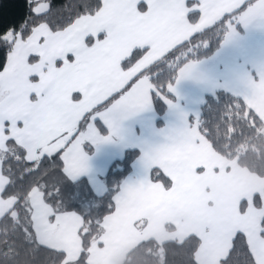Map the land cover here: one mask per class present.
<instances>
[{"label":"snow or ice","instance_id":"obj_1","mask_svg":"<svg viewBox=\"0 0 264 264\" xmlns=\"http://www.w3.org/2000/svg\"><path fill=\"white\" fill-rule=\"evenodd\" d=\"M264 22V0H0V264H107L111 226L128 218L147 227L129 201L138 194L182 195L172 157L264 126L254 101L264 70L209 119L184 118L166 142L146 151L144 175L126 182L108 210H69L65 180L89 171L84 146L110 142L129 115L152 107L193 78L210 33ZM109 129L101 134L99 123ZM239 127V132L231 131ZM217 171L219 169H216ZM206 171L194 166L193 176ZM229 228L227 255H208L211 238L193 232L181 244L185 264H264V191L242 197ZM144 242L141 241V244ZM139 247V245H138Z\"/></svg>","mask_w":264,"mask_h":264},{"label":"crops","instance_id":"obj_2","mask_svg":"<svg viewBox=\"0 0 264 264\" xmlns=\"http://www.w3.org/2000/svg\"><path fill=\"white\" fill-rule=\"evenodd\" d=\"M240 25L243 31H239L235 26L234 36L227 43L223 42L215 55L199 61L194 77L183 80L178 86V95L172 93L175 98L172 100L175 107L169 106L162 100L166 111L161 118V123H158L159 116L155 110L154 103L151 108L146 110L152 115L153 121H156L155 127L158 129L154 136L142 135L139 127H137L138 124L130 121L131 119L127 116L130 120L127 117L121 120L120 131L117 136H114L110 142L102 143L96 148L89 149L88 152L93 157L95 152H99L104 147V151L102 152L103 159L100 165L101 170H106L105 168L109 170L116 160L124 157L127 150L140 151V157L134 163L131 175L124 180L120 189H122L126 182H138L143 178L144 153L165 143L167 136L173 129L183 126L185 116L192 119L197 114L200 115L201 108L208 95H214L220 90H224L235 96L243 94L246 91L248 78L258 77L259 72L264 70V22L257 21L248 27H245L242 23ZM254 104L258 111L264 112V97L255 100ZM139 113H143V111ZM101 125L106 129L105 132L101 131V134L107 136L109 134L108 127L102 122ZM203 148L205 147L196 146L189 148L177 152L172 157L173 171L180 182L182 195L160 196L157 194V199L145 201L146 198L148 199L146 197L148 194L141 193L129 201L130 213L141 212L147 218V227L138 231L132 227L128 218H124L111 226L109 230V246L106 251L101 250V260L106 261L107 264H123L127 254L141 241L151 238L159 241L158 235L165 232L167 226L173 225L172 234L178 233L175 227L179 225L177 221L179 219L193 218L192 214L198 212V208L199 210H204L205 208L207 212L211 210L210 216H213L215 213H219L221 209L227 210V206L231 205L230 208L234 207L233 209L236 213V205L242 197H239L238 194H233L229 189L228 192L227 187L223 183L225 179L219 175V172L222 171L219 168H224L225 164L218 163L220 166L216 168L219 169L218 171L212 169L213 167L206 161L207 157L202 152ZM199 164H204L208 168L210 180L201 181L197 192L201 190L203 193H207L208 197L201 204L198 201L195 207H192L191 202L194 200L190 201V199H187V196L194 192L190 178L194 173V166ZM235 165L227 174H231L236 183L243 182L240 178H244L251 183V189L247 188L246 195L254 194L257 191H264V178L256 176L237 164ZM211 170L217 171L218 178L211 175L209 172ZM104 176L99 175L100 179ZM82 178H87L91 186H93V179L87 175H84L80 179ZM257 182H260L261 185L258 186ZM189 186L190 190H188ZM211 195H213V198ZM215 204H217L216 207ZM213 205L214 207H212ZM187 206L188 209H186ZM239 222L240 218L237 224ZM194 229L193 225L186 226L184 228L186 232L181 237H184V234L186 235ZM179 234L182 235L180 230ZM206 235L208 236V234ZM209 235L211 246L208 252L212 256L217 254L227 255V249L231 247V240L227 236V232L221 231L218 224H216ZM224 237L225 240L222 239ZM215 238H217L216 244Z\"/></svg>","mask_w":264,"mask_h":264},{"label":"trees","instance_id":"obj_3","mask_svg":"<svg viewBox=\"0 0 264 264\" xmlns=\"http://www.w3.org/2000/svg\"><path fill=\"white\" fill-rule=\"evenodd\" d=\"M236 28L243 31L240 23ZM227 29H217L209 34L211 43L208 47H200L196 50L192 59L203 61L215 55L225 41ZM169 98L174 100V95ZM237 96L220 90L214 95H208L201 108L200 116L203 119L211 118L225 104L231 103ZM155 110L159 116L158 123L165 114L166 107L164 102L157 98L154 102ZM102 132L106 129L99 123ZM233 132H239V127L232 129ZM220 133H217L219 146L212 149L223 158L235 161L237 165L260 178H264V126L255 133L249 131L242 132L239 135L220 139ZM211 145V141L208 142ZM140 151L127 150L123 158L116 160L104 176L107 185V192L104 195H98L93 190L87 178L80 180H65L61 186V195L64 198L65 206L74 212L83 214L97 215L108 210L113 198L118 193L124 180L129 177L133 171L134 163L139 159ZM187 239V238H186ZM185 240V239H184ZM169 240L159 242L156 239L144 240L137 244L126 256L123 264H185L184 250L176 247L173 243L178 241ZM139 245V247H138ZM233 264H236L234 261Z\"/></svg>","mask_w":264,"mask_h":264},{"label":"rangeland","instance_id":"obj_4","mask_svg":"<svg viewBox=\"0 0 264 264\" xmlns=\"http://www.w3.org/2000/svg\"><path fill=\"white\" fill-rule=\"evenodd\" d=\"M128 117L127 118L130 121H134L133 123L138 124L137 127H139V130L141 131L142 135L154 136V134H156L157 129H158L157 127H155L156 121L155 120L153 121L152 115L149 112H147L146 110H144L143 113L137 112L136 114L129 115ZM137 121H139V122H137ZM93 147L96 148L97 146L92 145L90 143L86 144L84 146L86 153L90 157L89 171L87 173H85L84 175H87L88 177L93 179L92 180V183H93L92 187H93L94 191L98 195H104L107 192V185L105 183L104 177H101V179L99 177L100 174L102 176H104L108 173L107 168H105L106 170L100 169V165H101L102 159H103V153L102 152L104 151V147L102 149H100L99 152H95V154L92 157L91 153H89L88 151L90 148H93ZM207 147L203 148L202 152L205 154V157H207L206 161L208 163H210V165L213 167L212 169L216 170V168L220 167L219 164H221V163L225 164L224 168L223 167L219 168L220 170H222L221 172H219V175H220V177H223L225 179L223 183L227 187V190L229 189L231 192H233V194H238L239 197L240 196L241 197L246 196V190H247V188L251 189V186H252L251 183H249L244 178H240V180L242 179L243 182L236 183V182H234L235 180L233 179L232 175L227 174L231 171V169L233 167L236 166L235 164H237V163L235 161L227 160V159L223 158L222 156H220L219 154H217L212 149L210 144H208ZM95 150H98V149H95ZM207 169L208 168L206 167V171L204 173H201L198 178L194 177L193 175L190 178L191 183H192V189L194 190V192H193V194L187 196V199H190V201L194 200L193 202H191L192 207H195V205L198 203V201H200V204H201V202L203 200H206V198L208 197V194L203 193L201 190L197 192L198 187L201 185V181L210 180V178L208 176V170ZM209 172L211 173L212 176H214L215 178H218L217 171L211 170ZM84 175H82L81 177H83ZM81 177H79L78 179H80ZM257 185L260 186L261 183L257 182ZM212 189H213V186H212ZM188 190H190V186L188 187ZM229 190H228V192H229ZM146 197H148V199L146 198L145 201L158 198L157 194H155V193L148 194V196H146ZM211 197L213 198V195H211ZM198 206H200V205L198 204ZM216 206H217V204H215V207ZM226 206H227V204H226ZM204 207H206V205H204ZM212 207H214V205ZM230 207H231V205H229V207L227 206V210L221 209L219 213H215L213 216L212 215L210 216L211 210H208V212H207L205 208H204V210H199V208H198V212H195L192 214L193 218H187L185 220L179 219L177 221V222H179V225H177L175 227L177 228L178 233L172 234L173 233L172 232L173 231V225L167 226V230L158 235L159 236V242L163 243V242H166L169 240L183 241L188 236H190L193 233V231L194 232L197 231V233H204L205 235L208 234V236H210L209 234L212 233L213 226H215L216 224H218L221 231L227 232L229 230V228L235 226L237 224V222L239 221V218L233 209L234 207H232V208H230ZM186 209H188V206L186 207ZM192 225L195 229L193 231H189L186 235L184 234V237H181V236H183V233L186 232V230H184V228L186 226H192ZM196 227H197V229H196ZM179 230L182 232V235L179 234ZM216 239L217 238H215V244H216ZM222 239L225 240V237ZM207 254L212 256V254L210 252H208Z\"/></svg>","mask_w":264,"mask_h":264}]
</instances>
